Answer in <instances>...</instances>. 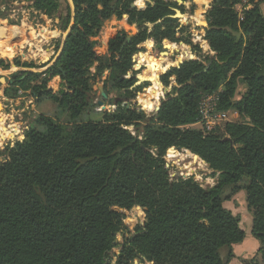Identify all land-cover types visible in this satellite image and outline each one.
<instances>
[{
	"label": "trees",
	"instance_id": "trees-1",
	"mask_svg": "<svg viewBox=\"0 0 264 264\" xmlns=\"http://www.w3.org/2000/svg\"><path fill=\"white\" fill-rule=\"evenodd\" d=\"M33 1L47 12L58 5ZM72 2L75 22L55 62L40 72L17 71L9 82L10 89L30 90L37 101H54L73 121L64 126L40 115L35 122L44 131L31 127L24 139L0 145V264H112L122 228L129 235L117 264H229L231 246L243 241L244 231L239 217L222 205L220 189L244 177L251 233L264 255V0H246L240 18L235 4L243 0L212 2L204 31L216 59L206 66L184 61L164 73L174 76L176 86L156 112L147 115L116 99L114 110L84 122L77 119L92 105L86 73L102 58L91 37L104 20L125 14L129 24L140 26L130 40L119 31L107 43L111 67L123 75L136 72L137 52L158 63L153 52H161L164 41L177 42L182 32L167 0H146L144 6L136 0ZM239 30L240 37L228 33ZM148 71L139 73L141 80ZM55 76L67 90L47 87ZM136 82L117 75L114 87L134 96ZM238 83L246 91L232 102ZM220 84L218 107L235 106L248 122H228L222 133L184 127L198 120L200 92ZM174 146L219 171V185L205 189L189 178L170 180L162 156L169 147L167 154L180 153ZM134 208L141 221L131 218ZM223 247H229L226 256Z\"/></svg>",
	"mask_w": 264,
	"mask_h": 264
},
{
	"label": "rangeland",
	"instance_id": "rangeland-1",
	"mask_svg": "<svg viewBox=\"0 0 264 264\" xmlns=\"http://www.w3.org/2000/svg\"><path fill=\"white\" fill-rule=\"evenodd\" d=\"M72 1L56 0L57 8L47 12L46 10L37 9L33 0H0V132L2 131L0 133V145L24 139L26 131L31 127H37L40 131H44L45 125L35 122L40 115L49 117L64 126L73 121L71 114L66 109H61L54 101L49 99L37 101L30 90H13L9 88V82L15 79L17 71H26L27 68L44 71L55 62L75 22L76 9ZM167 1L174 4L171 7L173 14L175 9L183 12L181 14L185 20L175 18L174 22L175 25H179L182 32L180 39L173 43L164 41L161 52H153V57L160 59L159 62L155 63L151 60L153 63L149 67L140 64L138 52L135 53L133 57L135 73L128 71L126 75H123L111 67L110 59L107 58L109 55L107 43L110 37L119 31L124 32L127 41L130 40L140 30V26L129 24L126 20L127 15L122 14L121 17L112 15L95 29L91 39L97 41L96 50L102 55V58L100 61L94 62L87 70L89 99L92 105L82 110L77 121L100 120L104 111L115 109L116 99H121L122 105H125L126 108L143 111L147 115L154 113L155 107L161 101L174 95V87L176 86L174 76L167 75L163 77L164 73H167L173 67H178L184 61L196 60L206 66L216 59L217 53L206 42L204 31L207 26L206 14L214 0H209L208 3L206 0ZM145 2L146 0H136V3L141 6H144ZM245 2L246 0H243V3L235 4V10L238 12L239 18L244 10ZM99 8H101L100 5ZM196 11H201V14L199 16L195 15ZM4 30L5 34H1ZM228 33L234 37L242 36L240 30ZM173 44H177V47ZM182 45H185L184 47L189 50V56L182 55ZM178 63L179 65H177ZM157 65L165 67L164 71L155 70ZM138 66L141 67L137 68ZM147 67L148 69H146ZM145 70H149L148 76L137 85L138 90L134 96L114 87L117 75L120 79L124 77L129 79L133 76L136 82L139 78L143 79L139 73ZM62 73L65 72L62 71ZM151 75L157 78L158 89H154V92H149L148 89L149 86H152ZM47 87L55 91L67 90V83L61 80L59 76H55L48 81ZM216 90H219L221 96L224 85L220 84ZM244 91H246L244 84L238 83L230 97V101L240 100ZM204 94L209 93L200 92L199 98ZM139 97L141 98L139 99ZM150 100L153 102H150ZM237 110L235 106H230L227 109L229 111L227 118L231 120L230 122H248V118ZM196 122L186 124L184 127L197 129L203 133H222L225 124L229 121H222L221 125L211 132H208L202 124ZM128 129L135 133L133 126H128ZM175 148L176 151L182 154L178 159H167L168 149L162 156L170 180L189 178L205 189H211L219 185L221 177L219 171L211 169L208 163L190 150L179 146ZM248 182L249 179L244 177L238 183L222 185L220 189L222 205L239 217V226L244 231L243 241L231 246L233 256L229 264H264L260 242L251 233L252 209L248 206L245 189ZM131 218L135 222L141 221L143 217L138 208L132 210ZM128 235L129 233L124 228L117 231V244L112 249V264H117V256L121 253L122 242ZM228 251L229 247H223L220 250L223 256H226ZM132 264L146 263L135 260Z\"/></svg>",
	"mask_w": 264,
	"mask_h": 264
},
{
	"label": "built area",
	"instance_id": "built-area-1",
	"mask_svg": "<svg viewBox=\"0 0 264 264\" xmlns=\"http://www.w3.org/2000/svg\"><path fill=\"white\" fill-rule=\"evenodd\" d=\"M220 100L219 90L204 94L198 101V120L196 123L202 124L208 132L213 131L221 125L222 121H231L227 118L229 111L220 109L218 102Z\"/></svg>",
	"mask_w": 264,
	"mask_h": 264
},
{
	"label": "bare ground",
	"instance_id": "bare-ground-1",
	"mask_svg": "<svg viewBox=\"0 0 264 264\" xmlns=\"http://www.w3.org/2000/svg\"><path fill=\"white\" fill-rule=\"evenodd\" d=\"M201 14V11H196V13H195V15H197V16H199ZM178 16L180 17V18H184V16L180 13V14H178ZM7 33V32H6ZM1 34H5V30L4 31H2L1 32ZM44 36V35H43ZM44 37H46V36H44ZM173 45H175L176 47H177V44H173ZM185 46V45H184ZM183 45H182V50H181V52H182V55L183 56H189L190 55V52H189V50L186 48V47H184ZM1 49V48H0ZM141 55H145L144 53H141L140 55H138V60H139V62H140V64H143L144 66H148L149 67V65H150V61H149V59L147 58V57H141ZM151 63H153V61H151ZM141 66H138L137 68H140ZM151 80H152V86H150V88H149V92H154L155 90L154 89H158V86H157V78H156V76H154V75H151ZM150 102H153V101H151L150 100ZM152 105H153V103H151ZM5 126V125H4ZM6 130V129H5ZM5 130H4V132H5ZM2 132V131H1ZM0 132V133H1ZM2 136V135H1ZM182 154L181 153H177V152H174V153H168L167 155H166V157H167V159H170V158H177L178 159V157H180ZM194 157V156H193ZM198 161V160H197ZM189 170V169H188Z\"/></svg>",
	"mask_w": 264,
	"mask_h": 264
},
{
	"label": "water",
	"instance_id": "water-1",
	"mask_svg": "<svg viewBox=\"0 0 264 264\" xmlns=\"http://www.w3.org/2000/svg\"><path fill=\"white\" fill-rule=\"evenodd\" d=\"M205 12V11H204ZM181 12H180V10H178V9H175L174 10V14L173 15H171L172 17H174V18H179V16H178V14H180ZM177 65H179V63L177 64ZM27 70H29V71H36V72H40L41 70L40 69H30V68H27ZM132 77V76H131ZM130 77V78H131ZM145 80V79H144ZM144 80H141L140 78H139V80L136 82V84H140L142 81H144ZM103 95H104V93H103ZM159 105L160 104H158L156 107H155V112L158 110V108H159Z\"/></svg>",
	"mask_w": 264,
	"mask_h": 264
}]
</instances>
